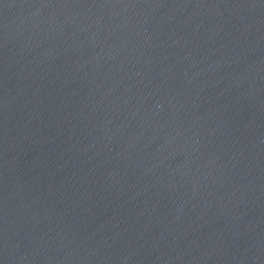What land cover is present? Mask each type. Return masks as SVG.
I'll return each mask as SVG.
<instances>
[{
    "label": "water",
    "instance_id": "1",
    "mask_svg": "<svg viewBox=\"0 0 264 264\" xmlns=\"http://www.w3.org/2000/svg\"><path fill=\"white\" fill-rule=\"evenodd\" d=\"M0 264H264V0H0Z\"/></svg>",
    "mask_w": 264,
    "mask_h": 264
}]
</instances>
